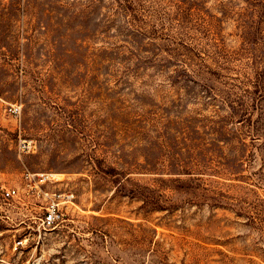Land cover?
<instances>
[{
  "label": "rangeland",
  "instance_id": "obj_1",
  "mask_svg": "<svg viewBox=\"0 0 264 264\" xmlns=\"http://www.w3.org/2000/svg\"><path fill=\"white\" fill-rule=\"evenodd\" d=\"M26 172L73 204L0 197V264H264V0H0V187Z\"/></svg>",
  "mask_w": 264,
  "mask_h": 264
},
{
  "label": "built area",
  "instance_id": "obj_2",
  "mask_svg": "<svg viewBox=\"0 0 264 264\" xmlns=\"http://www.w3.org/2000/svg\"><path fill=\"white\" fill-rule=\"evenodd\" d=\"M10 112L13 115L20 113V105L13 104L10 106ZM16 148L21 153L35 152L37 142L32 138L19 137L16 141ZM25 188L18 186H1L0 197L5 200H22L28 203L34 202L39 213L36 218L37 228L51 230L60 224L65 217V209L68 205L73 204L74 195L71 191H56L48 188V183L53 181L49 174L45 172L25 173ZM25 199V200H24ZM30 232L28 233V235ZM35 234V233H34ZM37 239L42 237L40 231L37 233ZM28 238L18 239L14 247L17 248L24 244ZM12 264V263H8ZM25 264H43L40 257H34L26 261Z\"/></svg>",
  "mask_w": 264,
  "mask_h": 264
}]
</instances>
